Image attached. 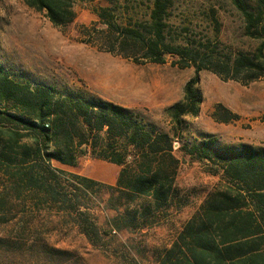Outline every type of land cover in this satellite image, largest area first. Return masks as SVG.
Returning <instances> with one entry per match:
<instances>
[{
    "label": "trees",
    "instance_id": "obj_1",
    "mask_svg": "<svg viewBox=\"0 0 264 264\" xmlns=\"http://www.w3.org/2000/svg\"><path fill=\"white\" fill-rule=\"evenodd\" d=\"M22 1L44 12L54 27L75 20L77 0ZM232 1L244 33L259 42L253 53L227 49L222 56L218 41L171 39V0H152L145 23L120 22L113 9L101 8V27L81 32L86 45H103L105 52L137 65H162L171 58L173 65L194 69L182 99L166 109L170 133L111 102L18 81L0 65V225L5 231L0 253L67 262L72 253L51 246L37 218L42 211L61 214L93 246L99 230L84 202H104V196L106 210L114 213L108 219L111 232L159 225L171 209L189 204L176 185L180 160L173 145L180 140L182 158L202 164L206 174L220 180L157 264H264V148L219 145L212 136L181 142L188 132L185 119L197 117L203 101L200 72L241 84L264 80V0L254 8ZM212 118L224 124L238 120L221 105ZM88 155L119 168L114 186L53 167H75Z\"/></svg>",
    "mask_w": 264,
    "mask_h": 264
},
{
    "label": "rangeland",
    "instance_id": "obj_2",
    "mask_svg": "<svg viewBox=\"0 0 264 264\" xmlns=\"http://www.w3.org/2000/svg\"><path fill=\"white\" fill-rule=\"evenodd\" d=\"M254 8L257 0H239ZM74 22L54 27L44 12L27 7L22 0H0V65L8 74L32 86L45 85L57 92L69 91L95 97L136 113L147 125L170 133L166 109L179 102L183 87L194 69L180 68L167 58L166 63L134 64L130 59L104 51L103 45H86L81 32L87 27H101L97 12L113 9L120 22L145 23L152 0H77ZM169 24L171 39L188 38L220 43L225 56L230 51L253 53L259 42L244 33V22L232 0H171ZM217 21V24L213 22ZM187 29V30H185ZM198 88L202 104L197 117L186 118L188 132L181 142L189 143L212 136L219 145L264 148V80L249 84L223 81L217 75L202 71ZM217 105L238 116L231 123H218L212 115ZM180 140L174 141V145ZM174 150L180 165L176 185L188 198V205L171 209L159 225L141 231L111 232L108 219L114 213L104 202L85 201V207L98 228L94 245L68 224L61 214L37 218L42 222L47 242L72 253L67 262L32 261L9 252L0 253V264H157V257L171 247L184 224L197 211L208 193L219 184V177L206 174L202 164L182 158ZM53 167L66 173L86 177L105 186H114L119 168L89 155L75 167ZM0 225V236L4 234ZM110 233V234H108Z\"/></svg>",
    "mask_w": 264,
    "mask_h": 264
},
{
    "label": "built area",
    "instance_id": "obj_3",
    "mask_svg": "<svg viewBox=\"0 0 264 264\" xmlns=\"http://www.w3.org/2000/svg\"><path fill=\"white\" fill-rule=\"evenodd\" d=\"M178 143L176 142V144L175 145H173V149L175 150V149H177L178 148Z\"/></svg>",
    "mask_w": 264,
    "mask_h": 264
}]
</instances>
